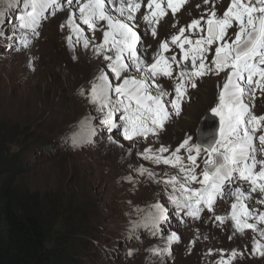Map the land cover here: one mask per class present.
I'll use <instances>...</instances> for the list:
<instances>
[{
  "label": "rangeland",
  "instance_id": "obj_1",
  "mask_svg": "<svg viewBox=\"0 0 264 264\" xmlns=\"http://www.w3.org/2000/svg\"><path fill=\"white\" fill-rule=\"evenodd\" d=\"M212 3L219 15L230 0H210L207 5L204 0H187L175 16L169 11L162 18L155 37L137 14V31L142 37L138 48L148 62L159 42L199 18ZM20 11L22 4L8 7L7 0H0V156H16L23 162L25 171L5 173L3 177H15L23 199L49 222V246L60 242L72 264H161V260L163 264H217L222 254L227 258L232 250L243 255L231 264H264V256L252 254L254 239L264 243V238L252 230L237 233L230 219L223 223L215 220L217 215L230 214L234 197L226 194L217 199L213 212L205 209L198 219L188 217L168 203L164 184L156 182L176 174L177 169L154 164L139 155L161 144L175 149L188 136L197 142L200 124L217 103L225 74L197 79V87L188 88L180 114H173L156 136L125 140L122 129L109 131L94 119L96 132H85L84 141L73 146L65 137L80 130V121L70 119L76 103H82L78 109L81 118L98 115L78 90L86 87L106 62L94 54L91 46L85 50L82 44L68 45L69 30L60 28L65 12L49 15L42 22L39 36H30L29 48L23 47L18 36L13 42L10 38L18 31ZM81 26L90 39L101 42V31L93 34L82 22ZM172 53H177L178 59L181 56L177 47L165 55ZM157 82L175 95L174 80L158 78ZM254 105L256 114L264 113V94L256 93ZM110 136L118 143L111 142ZM141 166L154 171L156 178L141 176L134 170ZM101 175L104 178L98 179ZM129 176L131 180L125 179ZM92 178H97L96 185L90 182ZM230 187L234 189L235 185ZM228 190L226 187V193ZM254 196L259 199L258 194ZM155 203L169 210L168 220L160 224L161 234L153 235L143 227L131 228L132 221L141 219L137 207L147 212ZM256 207L264 211V205ZM171 232L180 236L179 242L171 245V254L153 256L148 249L165 247Z\"/></svg>",
  "mask_w": 264,
  "mask_h": 264
},
{
  "label": "snow or ice",
  "instance_id": "obj_2",
  "mask_svg": "<svg viewBox=\"0 0 264 264\" xmlns=\"http://www.w3.org/2000/svg\"><path fill=\"white\" fill-rule=\"evenodd\" d=\"M186 2L7 0L8 7L22 4L18 31L10 39L15 42L18 36L23 47L29 48L30 36H39L42 22L49 15L65 12L66 19L60 28L69 30L68 45L82 44L85 50L91 46L94 54L106 62L87 86L78 90L98 115H86L79 122L80 130L65 137L73 146L84 141L85 132L88 135L96 132L94 119H99V125L109 131L122 129L125 140L156 136L173 114H180L188 88H196L197 79L224 73L218 101L210 110L218 118V128L213 133L202 134L199 142L188 136L172 150L163 144L158 149L149 147L139 155L154 164L177 169L176 174H168L156 182L164 184L168 203L179 213L198 219L205 209L213 212L217 199L227 194L234 197L230 214L217 215L215 220L223 223L230 219L237 233L252 230L264 238V211L256 207L264 205V113L258 115L254 111L256 93L264 94V0H230L219 15L212 3L199 18L180 27L170 39L159 42L148 62L138 48L142 37L137 31V14L155 37L162 18L169 11L175 16ZM204 3L207 5L210 0ZM81 22L93 34L97 30L102 32L100 43L89 38ZM173 47L180 50L179 59L177 53L165 55ZM158 78L175 81L174 96L158 84ZM109 140L118 143L111 136ZM134 170L141 176L156 178V173L146 167ZM231 185H235L234 189ZM168 211L161 203L152 204L147 212L137 207L141 219L132 221L130 227H143L153 235H160V224L168 220ZM179 240L180 236L171 232L165 247H152L148 251L163 258L171 254V245ZM252 254L264 256L261 239H254ZM238 255L243 253L232 250L227 258L222 254L217 264H231Z\"/></svg>",
  "mask_w": 264,
  "mask_h": 264
},
{
  "label": "trees",
  "instance_id": "obj_3",
  "mask_svg": "<svg viewBox=\"0 0 264 264\" xmlns=\"http://www.w3.org/2000/svg\"><path fill=\"white\" fill-rule=\"evenodd\" d=\"M25 170L18 157L0 156V264L74 263L60 242L49 246L51 225L23 199L15 177H3Z\"/></svg>",
  "mask_w": 264,
  "mask_h": 264
},
{
  "label": "water",
  "instance_id": "obj_4",
  "mask_svg": "<svg viewBox=\"0 0 264 264\" xmlns=\"http://www.w3.org/2000/svg\"><path fill=\"white\" fill-rule=\"evenodd\" d=\"M218 128V118H214L211 112H208L200 124L197 133V142L200 141L202 134L207 135L213 133Z\"/></svg>",
  "mask_w": 264,
  "mask_h": 264
},
{
  "label": "bare ground",
  "instance_id": "obj_5",
  "mask_svg": "<svg viewBox=\"0 0 264 264\" xmlns=\"http://www.w3.org/2000/svg\"><path fill=\"white\" fill-rule=\"evenodd\" d=\"M85 103L90 104L89 100L86 98H85ZM81 104L82 103H76V105H75V109L73 110V113H72L71 118H70L73 122L74 121L78 122V121H81V119H82L81 113L78 111V109L81 107ZM66 123H69V122H66ZM102 178H104L103 175H101L98 179H102ZM92 180H93V182L90 181L92 183V185H94V184L96 185L97 184V178H92Z\"/></svg>",
  "mask_w": 264,
  "mask_h": 264
}]
</instances>
